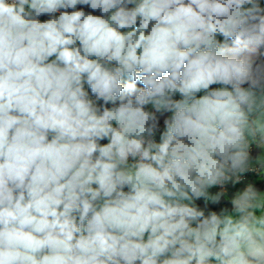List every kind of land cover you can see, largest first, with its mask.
<instances>
[{
	"label": "clouds",
	"instance_id": "clouds-1",
	"mask_svg": "<svg viewBox=\"0 0 264 264\" xmlns=\"http://www.w3.org/2000/svg\"><path fill=\"white\" fill-rule=\"evenodd\" d=\"M262 13L0 0V264H264Z\"/></svg>",
	"mask_w": 264,
	"mask_h": 264
},
{
	"label": "trees",
	"instance_id": "trees-1",
	"mask_svg": "<svg viewBox=\"0 0 264 264\" xmlns=\"http://www.w3.org/2000/svg\"><path fill=\"white\" fill-rule=\"evenodd\" d=\"M129 7H131V5H129ZM76 10H83V11H85L86 14L91 13L93 15H100V12L98 10L97 11H93L90 8V6H88V5H77ZM68 11H72V9H69ZM262 15H264V13H262ZM219 40L221 42H223V37H220ZM259 52L264 53V47H262L259 50ZM255 59H256V62L257 63H264V57H261V56L258 55ZM137 86L138 87H142V85H140L139 83H137ZM211 87L212 88H215L214 85H212ZM85 90L88 91L89 93H91V91H90V89L88 88L87 85H85ZM174 99H177L178 100V98H176V97ZM99 103L102 104L103 102L101 101ZM111 106H112L111 104L107 105V107H111ZM145 110L146 111H149V109H148L147 106L145 107ZM157 115H159V114L157 113ZM102 142L103 141H100V143H102ZM255 186L261 189V188H264V183L259 182V181H256L255 182ZM125 190H127V189H125ZM195 204H196L197 207H199L200 209L204 210L205 212L206 211H209V210L210 211H218V209L213 204L207 203V207H205V202H196Z\"/></svg>",
	"mask_w": 264,
	"mask_h": 264
},
{
	"label": "built area",
	"instance_id": "built-area-1",
	"mask_svg": "<svg viewBox=\"0 0 264 264\" xmlns=\"http://www.w3.org/2000/svg\"><path fill=\"white\" fill-rule=\"evenodd\" d=\"M260 7H261L262 9H264V0H260ZM61 11H63V10H61ZM56 15H59V13H57ZM49 18H50V17H49L48 15H46V14H45V15H42L41 17H39V19L41 20V22H43V21H45V20H47V19H49ZM122 31H123V30H122ZM89 96H90V98H93V99H94V97L92 96L91 93H89ZM173 98H174V97H173ZM99 105H100V103L98 102V106H99ZM169 115H171V113H167V114H165L164 117H161V118H160V132H158V133L156 134V136H155V140H156V142H160V133L164 130L163 120H164V118H166V117L169 116ZM114 126H115V125H114ZM107 142H108V141L105 139V140H104V144L107 143ZM251 151H252V155H255V154H256L257 149L255 148L254 145L252 146V150H251ZM129 162H130V163L133 162V161L131 160V158L129 159ZM245 176H246V179H245V181H243L241 184L250 183V182L256 180V174H255V173H247V174H245ZM238 185H240V184H238ZM230 186H231V185H226V186H225L226 189H227L226 193L228 192ZM212 189H213V191H214L215 194L221 190L220 186H214V187H212ZM195 202H196V201H195ZM212 264H215V262L213 261Z\"/></svg>",
	"mask_w": 264,
	"mask_h": 264
},
{
	"label": "crops",
	"instance_id": "crops-1",
	"mask_svg": "<svg viewBox=\"0 0 264 264\" xmlns=\"http://www.w3.org/2000/svg\"><path fill=\"white\" fill-rule=\"evenodd\" d=\"M218 39H220V37H218ZM214 87H215V85H214ZM203 94H204L203 92L198 93V97H199L200 95H203ZM175 97L178 98V99H181V98H182V97H180L179 94H176V95L174 96V98H175ZM147 107H148L149 111H152V112L155 111L154 108H153L151 105H148ZM101 144H104V140H103V142H102ZM256 181H257V180H254V181H252V182H256ZM246 184H247V183H245V184H240V185H236L235 187L230 186L228 192L226 193V196L221 198V202H220L219 204H216V205L213 204V205L218 209V211H216V212L219 213V211H220L221 208H223V207H228L229 210H231V204H230V199H231V197L234 195V193H235L237 190L242 189L243 187H245ZM261 190L264 191V188H261ZM208 192H209L210 195H215V193H214V191H213L212 188H210V189L208 190ZM196 202H205V201H204V198H201L200 200H198V201H196ZM196 202H195V203H196ZM207 203L212 204L211 201H207ZM209 212H210V210H209V211H206V212H205V215H207ZM259 214H260V210L257 209V215H259ZM145 238H146V237H145Z\"/></svg>",
	"mask_w": 264,
	"mask_h": 264
},
{
	"label": "rangeland",
	"instance_id": "rangeland-1",
	"mask_svg": "<svg viewBox=\"0 0 264 264\" xmlns=\"http://www.w3.org/2000/svg\"><path fill=\"white\" fill-rule=\"evenodd\" d=\"M221 87V85H215V88Z\"/></svg>",
	"mask_w": 264,
	"mask_h": 264
}]
</instances>
